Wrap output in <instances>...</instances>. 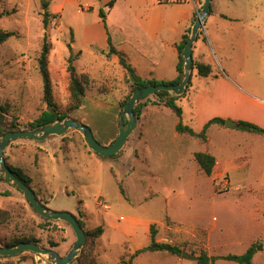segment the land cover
<instances>
[{
  "label": "rangeland",
  "instance_id": "374dc122",
  "mask_svg": "<svg viewBox=\"0 0 264 264\" xmlns=\"http://www.w3.org/2000/svg\"><path fill=\"white\" fill-rule=\"evenodd\" d=\"M46 1L48 12L57 18L50 17L44 28L41 0H0V14L5 15L0 29L16 33L0 45L3 123L32 130L29 124L47 110L38 66L46 37L50 44L47 68L57 110L64 113L69 105L67 60L72 55L77 76L87 74L89 83L81 107L67 117L87 126L100 145L109 146L118 135L121 104L130 86L117 58L107 57V34L133 68L144 69L146 65L133 50L141 41L137 19L146 13L160 18L169 11L156 7L152 0H120L105 30L99 18L105 0ZM123 6L135 17H120ZM216 6L222 16L210 17L197 40L206 62L217 77L227 75L251 97L264 100V0H218ZM197 81L200 86L205 79ZM153 102V96L142 101L136 128L113 160L96 156L75 130L43 142L18 139L5 149L6 165L28 175L31 189L46 208L73 215L84 232L102 228L100 237H86L79 256L70 264L128 262L135 251L149 246L150 225L157 231V243L177 246L181 255L146 252L133 259V264H196L194 259L201 251L213 258L241 255L259 236V224H264L259 208L264 201V139L238 128L213 125L203 144L177 134L179 119ZM177 105L183 111V122L200 132L190 122L188 103L180 100ZM206 150L217 160L210 177L193 160V153ZM1 211L9 214L0 223L1 247L16 238L33 237L39 247L64 257L75 242L68 226L43 219L22 193L3 181ZM0 264L49 263L24 252L0 257ZM214 264L235 263L216 260Z\"/></svg>",
  "mask_w": 264,
  "mask_h": 264
},
{
  "label": "trees",
  "instance_id": "16d2710c",
  "mask_svg": "<svg viewBox=\"0 0 264 264\" xmlns=\"http://www.w3.org/2000/svg\"><path fill=\"white\" fill-rule=\"evenodd\" d=\"M117 0H110L107 4H105L100 10H99V18L101 21V24L103 25L104 29L106 30V20L113 9L115 3ZM160 5H171V4H181V0H157ZM48 7L49 3L46 0H41V8L43 10L42 14V22L44 28L47 27L49 23V18L56 19L57 16L51 15L48 12ZM210 10V14H211ZM4 14H0V19L4 17ZM196 19V16H194L191 26ZM190 30L187 29L184 35H182V38L178 44L175 45V48L177 50V55H178V62H177V78L172 81V82H165V81H156L154 79L152 80H143L141 79L133 69V67L130 65L128 62L127 56L121 52L115 49L111 43L110 37L107 34V48H108V53L107 57H112L115 56L118 60L119 65L123 68L125 78L127 83L130 86V94L128 97L122 102L121 107L123 108L126 100L131 96V94L139 89V88H144L148 86H158V85H178L181 83L183 79V65L184 61L182 58V50L186 43L188 42L189 35H190ZM201 31H199L195 42L200 38ZM16 33L15 32H9V31H4L0 29V45L5 43L8 39L15 37ZM71 49V47L69 46ZM50 52V44L47 42L46 37H44V41L41 47L40 55L38 58V66H39V72L42 77V82H43V98L44 101L47 105V110L43 111L40 116L32 123L29 124L30 129L37 128L39 126H43L46 124H51L57 121H62L67 117V115L73 111L78 110L84 99V94H85V85L89 83V77L87 74H82L80 77L77 76L76 70L74 69V66L72 65L73 62L76 60V57H73L72 55L68 58L67 63V71L69 73V85H68V91H69V105L64 113H59L57 110V107L55 106L53 100H52V93H51V84H50V79H49V72H48V61L47 57ZM192 71H196V76L199 78H208L213 74V67L210 64H206L204 62H193V69ZM192 78H193V73L191 72L190 79L188 82V85L184 91V93L181 96H174L171 95L168 92L160 91L157 92L153 95L154 97V102L153 105H156L157 107L162 106L164 108L169 109L178 119V123L175 126V131L179 135H188L191 138L198 139L200 140L203 144H206L208 142V135L207 131L210 126L212 125H219L223 126L225 124V121L220 118H213L209 120L201 129L200 132H195L191 127L184 125L182 121V109L177 105V102L179 99H182L186 96L187 92L192 86ZM148 98V97H147ZM147 98H145L147 100ZM143 99V100H145ZM142 100V101H143ZM142 101L138 102V104L135 106L133 112L135 114L136 120L139 119L140 117V112L142 108ZM0 111H3V108L0 107ZM237 128L240 131L253 134V135H258L264 137V127H259L257 125H254L249 122H244V121H238L237 122ZM16 131H22L20 130V127L17 123H11L9 126L4 125L3 123V116L0 114V137L8 132H16ZM25 131V130H24ZM96 155V154H95ZM98 156V155H96ZM100 157V156H98ZM115 156L109 157V158H103L102 159H110L113 160L115 159ZM193 160L197 164L200 172L207 177H210L212 175V172L216 166V158L208 153L207 151H202V152H195L193 153ZM7 167L11 170L13 175L18 178L23 184H25L29 189H31V179L28 177L23 170L19 168H13L7 165ZM0 181L5 182L3 179L0 178ZM32 190V189H31ZM33 191V190H32ZM21 193V192H20ZM35 194V192L33 191ZM36 195V194H35ZM37 197V196H36ZM41 203V202H40ZM30 205V204H29ZM31 207V205H30ZM32 208V207H31ZM33 209V208H32ZM34 210V209H33ZM35 211V210H34ZM36 212V211H35ZM37 213V212H36ZM9 214L7 212L1 211L0 212V223H4L8 219ZM48 221V220H47ZM81 228L83 229V224L81 221L77 220ZM66 226L69 227L68 224L64 223ZM70 228V227H69ZM71 229V228H70ZM149 239H150V244L146 248L140 249L135 251L128 262L125 260H121L119 264H133L132 260L137 258L143 253L146 252H162V253H168L173 256H180L181 255V250L177 246H173L170 244H165V243H157L156 242V235L157 231L155 229L154 225L149 226ZM102 234V228L97 227L93 231H85L86 237L89 238H98ZM22 243H31V244H39V242L33 238V237H20L13 239L9 241L8 243L3 245V248H12L15 246H18ZM1 247V246H0ZM51 248H54L55 245L51 244ZM263 247L260 242H253L250 247L243 253L242 255H226V256H218L215 257L211 260V257L208 256V254L205 251H201L199 255L194 259L196 261V264H214L216 260H223L227 262H232L235 264H252V259L257 254L258 252L262 251Z\"/></svg>",
  "mask_w": 264,
  "mask_h": 264
},
{
  "label": "crops",
  "instance_id": "0c3cea01",
  "mask_svg": "<svg viewBox=\"0 0 264 264\" xmlns=\"http://www.w3.org/2000/svg\"><path fill=\"white\" fill-rule=\"evenodd\" d=\"M109 1L110 0H105L104 5ZM217 1L218 0H211L212 12L206 18L204 26L207 24L210 17L219 18L218 16H222L216 6ZM119 2L120 0L116 1L113 9L109 13L110 15L117 12ZM152 2L156 7L163 6L167 9L169 15L159 18V16L154 13H146L142 19H137L136 27L140 33L139 37L141 38V41L137 43L136 48L133 50L137 53V57L141 59L146 67L144 69L137 67L133 69L143 80L154 79L156 81L172 82L177 78L176 67L178 55L175 45L180 42L182 35H184L187 29L191 27V22L194 16H197L199 13L203 0H181V4L171 5H160L157 0H152ZM213 5L215 7L214 12ZM110 15H108V19L110 18ZM119 16L124 18L130 16L135 17L130 8L126 6H123L122 9H120ZM124 28L127 29L128 24H125ZM200 45L201 44L198 41L193 44V62L210 64L206 62L204 52L199 47ZM192 73V86L186 96L179 99L178 102L180 100H185L189 107L192 108V111L189 113L191 117L190 122H194L200 130L212 118H220L224 121H245L259 127H264L263 99L257 98L256 96L251 97L241 86L233 84L227 75L217 77L213 72L208 78H199L196 76V71H192ZM199 79H205L204 82H201L200 86L197 83V80ZM183 124L187 125L184 122ZM224 125L217 126L226 129ZM249 135L258 136L253 134ZM258 137L264 139L262 136ZM111 141L112 139L107 143H110ZM259 208L264 212V201L261 202V207ZM259 227L261 232L254 241L260 242L263 249L255 254L252 259V264H255L254 262L256 259L259 260L258 264H264V224L260 223ZM253 242L250 241L244 247L243 253H245Z\"/></svg>",
  "mask_w": 264,
  "mask_h": 264
},
{
  "label": "water",
  "instance_id": "95a60500",
  "mask_svg": "<svg viewBox=\"0 0 264 264\" xmlns=\"http://www.w3.org/2000/svg\"><path fill=\"white\" fill-rule=\"evenodd\" d=\"M210 10L211 0H203L201 9L191 26L188 42L182 50L184 65L181 83L178 85L148 86L135 90L126 100L122 108V112L119 115L118 135L109 146L100 145L94 139L91 130L87 126L68 117L62 121L39 126L32 130L8 132L0 137V178L10 184L14 189L21 192L39 216L46 220L68 224L75 236V242L72 248L64 257H60L59 254L53 250H47L31 243H22L12 248L0 247V257H12L24 252H29L44 257L49 264H70L79 256L86 240L85 232L73 215L66 212H55L46 208L37 200L33 191L13 175L4 160V151L10 142L18 139H31L36 142H43L51 136L60 137L65 135L69 130H75L81 133L86 145L94 154L103 158L117 155L136 128V117L133 110L138 102L160 91L168 92L176 97L184 93L193 69L192 47L199 31H201L204 26L206 18L210 14ZM224 126L226 129H232L237 128L238 125L235 122L227 120ZM183 256L186 258L188 257L185 254ZM212 259L213 257H211V260Z\"/></svg>",
  "mask_w": 264,
  "mask_h": 264
},
{
  "label": "flooded vegetation",
  "instance_id": "af4514ba",
  "mask_svg": "<svg viewBox=\"0 0 264 264\" xmlns=\"http://www.w3.org/2000/svg\"><path fill=\"white\" fill-rule=\"evenodd\" d=\"M36 196V195H35ZM37 198V197H36ZM38 200V199H37ZM39 202H41V204H43V206H45V203L42 202V200H38Z\"/></svg>",
  "mask_w": 264,
  "mask_h": 264
}]
</instances>
